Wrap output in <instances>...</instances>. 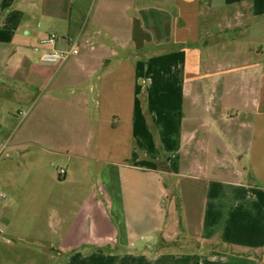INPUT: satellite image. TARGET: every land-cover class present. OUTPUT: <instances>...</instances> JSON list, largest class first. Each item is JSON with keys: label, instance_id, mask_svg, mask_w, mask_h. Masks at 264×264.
<instances>
[{"label": "crops", "instance_id": "0c3cea01", "mask_svg": "<svg viewBox=\"0 0 264 264\" xmlns=\"http://www.w3.org/2000/svg\"><path fill=\"white\" fill-rule=\"evenodd\" d=\"M263 36L264 0H0V229L29 212L66 264H264Z\"/></svg>", "mask_w": 264, "mask_h": 264}, {"label": "rangeland", "instance_id": "374dc122", "mask_svg": "<svg viewBox=\"0 0 264 264\" xmlns=\"http://www.w3.org/2000/svg\"><path fill=\"white\" fill-rule=\"evenodd\" d=\"M262 40L264 41V36ZM6 103L5 109L13 115H17L21 110L24 111L26 106L25 100L18 101L16 97L7 99ZM2 161H4V159L1 157L0 163H2ZM11 163L16 164V171H20V167L23 166V161L21 159L13 158L11 159ZM11 169V165H9V170ZM29 182L28 180L27 184H29ZM15 214L16 217L12 227L2 229V233L0 234V239L7 238L9 240L8 242L3 240L0 242V264H66L65 260L54 257V251L49 244L33 241V239H31L30 228L32 222L29 212L18 211ZM14 233L17 235H14ZM161 245L165 244L162 243ZM56 246L57 245H54V247ZM44 250L48 251L45 252Z\"/></svg>", "mask_w": 264, "mask_h": 264}, {"label": "built area", "instance_id": "2783aa9c", "mask_svg": "<svg viewBox=\"0 0 264 264\" xmlns=\"http://www.w3.org/2000/svg\"><path fill=\"white\" fill-rule=\"evenodd\" d=\"M60 37L56 33H49L46 37L40 40L42 46H53ZM69 47L67 49H55L49 48L45 49L40 56V62L48 66H58L68 58L75 56L79 53L77 40L73 38L67 39ZM58 175L60 178L65 176V171L63 169L58 170ZM2 230L0 229V233Z\"/></svg>", "mask_w": 264, "mask_h": 264}]
</instances>
